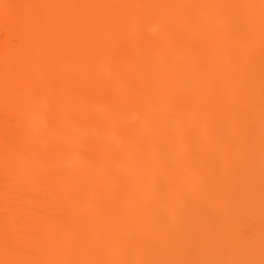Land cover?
Listing matches in <instances>:
<instances>
[{"label": "bare ground", "instance_id": "6f19581e", "mask_svg": "<svg viewBox=\"0 0 264 264\" xmlns=\"http://www.w3.org/2000/svg\"><path fill=\"white\" fill-rule=\"evenodd\" d=\"M0 264H264V0H0Z\"/></svg>", "mask_w": 264, "mask_h": 264}, {"label": "snow or ice", "instance_id": "6c2138e0", "mask_svg": "<svg viewBox=\"0 0 264 264\" xmlns=\"http://www.w3.org/2000/svg\"><path fill=\"white\" fill-rule=\"evenodd\" d=\"M2 6L6 8L14 7L13 5H10V4H3Z\"/></svg>", "mask_w": 264, "mask_h": 264}]
</instances>
